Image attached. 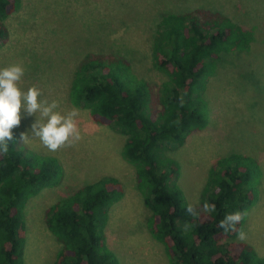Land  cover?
I'll return each instance as SVG.
<instances>
[{
	"label": "trees",
	"instance_id": "1",
	"mask_svg": "<svg viewBox=\"0 0 264 264\" xmlns=\"http://www.w3.org/2000/svg\"><path fill=\"white\" fill-rule=\"evenodd\" d=\"M19 8L20 0H0V49L9 37L4 22ZM252 42L250 30L216 12L163 13L151 45L152 67L166 78L156 111L146 84L135 79L124 58L90 53L73 71L71 104L86 109L95 124L114 126L125 137L121 158L134 170L135 187L147 210L145 229L168 264H264L251 246L235 241L237 231L225 233L218 227L226 214L240 211L246 215L235 228L243 230L259 198L258 163L239 154L216 160L193 217L176 184L179 165L159 155L206 128L203 94L217 64L225 55L248 52ZM12 131L8 154L0 155V264H24L25 206L41 191L58 186L64 176L55 157L31 152ZM123 197L117 178L102 177L47 207L44 225L59 245L52 264H119L105 232L111 208ZM205 202L214 204L215 211H202Z\"/></svg>",
	"mask_w": 264,
	"mask_h": 264
},
{
	"label": "rangeland",
	"instance_id": "2",
	"mask_svg": "<svg viewBox=\"0 0 264 264\" xmlns=\"http://www.w3.org/2000/svg\"><path fill=\"white\" fill-rule=\"evenodd\" d=\"M216 12L243 29L253 42L248 52L222 57L209 79L203 99L208 124L169 146L159 155L179 165L178 188L197 212L200 195L214 162L230 154L246 155L260 166L259 198L247 216L237 243L251 246L264 258V0H20V8L4 22L8 41L0 49V68L20 64L25 72L22 90L35 85L39 99L58 102L57 111L75 108L68 97L77 63L90 53L127 60L130 73L150 91L152 110L166 78L152 67L151 45L156 25L166 11ZM76 117L82 140L56 152L29 134L23 142L38 155L55 157L63 168L61 183L31 198L24 210V264H52L59 245L46 230L44 211L74 189L102 177L117 178L124 197L109 212L106 242L119 264H168L160 245L145 229L147 210L135 187L134 170L121 158L125 141L114 126L95 124L86 109ZM39 118L21 110L18 134ZM172 184V179L169 181ZM182 226H185L184 224ZM184 230V227H182Z\"/></svg>",
	"mask_w": 264,
	"mask_h": 264
},
{
	"label": "clouds",
	"instance_id": "3",
	"mask_svg": "<svg viewBox=\"0 0 264 264\" xmlns=\"http://www.w3.org/2000/svg\"><path fill=\"white\" fill-rule=\"evenodd\" d=\"M25 69L20 64H10L0 68V155L8 154V142L13 140V129L19 127L21 122V110L28 116L39 118L31 124L30 130L19 134L20 142H28L29 134L38 138L41 144L51 152H56L67 146L72 147L82 140L80 128L78 127L76 117L79 110L73 108L66 114L57 111L58 102L53 100L39 99L42 95L41 90L32 85L27 90H22L18 82L21 80ZM190 216H197V211L189 205L186 209ZM202 211L214 212L215 205L204 203ZM246 213L236 211L226 214L219 221L218 227L224 230L237 231L238 238L244 240L245 233L238 231L235 225L238 224Z\"/></svg>",
	"mask_w": 264,
	"mask_h": 264
}]
</instances>
